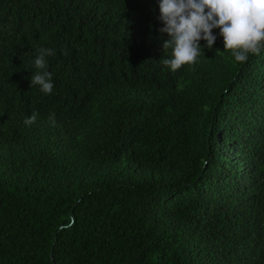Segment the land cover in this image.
<instances>
[{
    "label": "trees",
    "instance_id": "trees-1",
    "mask_svg": "<svg viewBox=\"0 0 264 264\" xmlns=\"http://www.w3.org/2000/svg\"><path fill=\"white\" fill-rule=\"evenodd\" d=\"M158 5L0 0V264H264V49L172 71Z\"/></svg>",
    "mask_w": 264,
    "mask_h": 264
},
{
    "label": "clouds",
    "instance_id": "clouds-1",
    "mask_svg": "<svg viewBox=\"0 0 264 264\" xmlns=\"http://www.w3.org/2000/svg\"><path fill=\"white\" fill-rule=\"evenodd\" d=\"M158 6V20L163 25L159 31L168 36L163 49L165 53L171 50V55L160 62L172 71L194 64L204 48L212 49L217 40L214 29L220 30L225 50H233L237 62H246L249 54L259 55L264 49V0H159ZM201 40L206 42L203 46ZM55 55L54 48H36L30 87L39 86L45 95L54 90L47 57ZM38 118L34 111L23 122L31 126ZM48 119L55 126V113Z\"/></svg>",
    "mask_w": 264,
    "mask_h": 264
}]
</instances>
